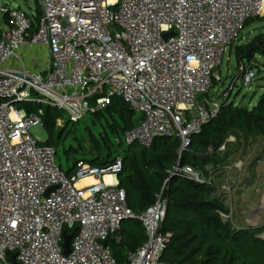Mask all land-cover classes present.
Masks as SVG:
<instances>
[{
    "label": "built area",
    "instance_id": "built-area-1",
    "mask_svg": "<svg viewBox=\"0 0 264 264\" xmlns=\"http://www.w3.org/2000/svg\"><path fill=\"white\" fill-rule=\"evenodd\" d=\"M40 1L35 33L27 12L1 8L10 23L1 26L0 38V264H118L110 241L104 242L109 236L120 242L128 219L142 222L147 239L125 264H167L162 256L172 234L161 229L167 199L159 194L147 210L131 209L119 186L121 155L105 165L81 158L68 175L56 148L32 132L43 128L44 109L18 105L56 107L77 123L121 97L143 118L116 143L149 148L158 137H178L181 159L193 136L218 115L221 100L206 94L222 80L218 68L247 21L264 14V0ZM35 44L48 48L44 71L26 65L20 54ZM241 70L251 83L255 68L242 64ZM171 173L212 180L180 162ZM84 178L94 181L78 185ZM65 232L75 233L68 254Z\"/></svg>",
    "mask_w": 264,
    "mask_h": 264
},
{
    "label": "trees",
    "instance_id": "trees-1",
    "mask_svg": "<svg viewBox=\"0 0 264 264\" xmlns=\"http://www.w3.org/2000/svg\"><path fill=\"white\" fill-rule=\"evenodd\" d=\"M29 16L33 22L31 33H35L42 16L39 0H35L34 13ZM253 19L248 20L245 26ZM260 20L264 22V16ZM7 23H10L8 14ZM1 35L0 27V38ZM258 54L264 55V32L251 42L238 46V66L252 62ZM209 93L206 94L208 98ZM18 106L30 112L40 107L44 109L43 128L48 136L45 143L55 147L58 153L67 137L66 127L57 126L63 112L56 107L32 102ZM91 115L100 122L108 137L103 136L102 148L95 149L91 159L79 157L83 152L81 147L73 145L67 148V160L73 158L74 161L65 171L72 174L81 158L95 165H105L121 155L123 167L118 173L119 186L126 191L131 209L136 213L147 210L159 194L168 201L161 229L172 235L164 250L163 261L167 264H264V237L261 236L264 226L236 227L225 220L221 212L228 214L230 209L217 196L213 183L216 172L225 168L232 156V146L264 138V92L252 107L237 106L223 99L218 115L204 125L201 133L193 136L190 148L181 159L178 137H158L149 148L139 143L131 146L116 143V137L136 127L143 118L121 97H114L105 109ZM80 122L66 121L70 125ZM214 141L219 144L216 150L213 149ZM222 145L226 146V151L219 150ZM179 162L194 166L207 178L212 177L211 183L172 175ZM119 234L121 241L114 239L109 245L117 263L125 264L129 253L141 246L147 236L145 227L137 219L125 220Z\"/></svg>",
    "mask_w": 264,
    "mask_h": 264
},
{
    "label": "rangeland",
    "instance_id": "rangeland-1",
    "mask_svg": "<svg viewBox=\"0 0 264 264\" xmlns=\"http://www.w3.org/2000/svg\"><path fill=\"white\" fill-rule=\"evenodd\" d=\"M40 5L41 1L39 0ZM19 8L28 14L35 10V0H0V26L7 24V13L1 8ZM264 14L255 17L251 23L241 31L239 39L229 48L224 56L223 64L217 73L222 80L209 93V100L227 99L237 106L252 107L264 92V55H256L252 62H246L247 68L253 67L256 76L253 81L246 84L242 79L241 66H238L236 51L239 45L251 42L256 36L264 32V22L260 20ZM48 50V49H47ZM140 114V113H139ZM60 127H66L65 142L59 147L56 161L67 170L74 159L67 160V148L81 147L82 155L79 157L93 158L94 150L103 146V136L108 137L99 121L89 115L76 125L66 123L64 114ZM72 130V132H71ZM32 132L41 141H46L48 136L44 128L36 125ZM234 140V138H231ZM233 154L225 168L219 169L213 183L217 196L222 199L230 212L226 219L236 227H263L264 226V138L250 141L247 144L232 146ZM226 151V149L224 150ZM212 168V167H208ZM264 237V232L261 234Z\"/></svg>",
    "mask_w": 264,
    "mask_h": 264
},
{
    "label": "crops",
    "instance_id": "crops-1",
    "mask_svg": "<svg viewBox=\"0 0 264 264\" xmlns=\"http://www.w3.org/2000/svg\"><path fill=\"white\" fill-rule=\"evenodd\" d=\"M47 49V46L44 44H35L34 46H25L21 48L20 54L23 56L24 63L26 65L35 70L44 71L47 69L50 61L49 51ZM10 64L17 67H20L22 65V63L18 60H12ZM107 180H111V177L108 176ZM80 182L78 183V185H84Z\"/></svg>",
    "mask_w": 264,
    "mask_h": 264
},
{
    "label": "water",
    "instance_id": "water-1",
    "mask_svg": "<svg viewBox=\"0 0 264 264\" xmlns=\"http://www.w3.org/2000/svg\"><path fill=\"white\" fill-rule=\"evenodd\" d=\"M171 35H172V33H168L165 35V37L168 38ZM218 146H219L218 142L214 141L213 142V149L214 150L218 149ZM74 234H75L74 232H71V233L65 232V234H64L63 247H64L65 254H68L71 251V241H72ZM111 240H112V237L109 236L108 239L104 242V244H107ZM15 264H19V263L15 261Z\"/></svg>",
    "mask_w": 264,
    "mask_h": 264
},
{
    "label": "bare ground",
    "instance_id": "bare-ground-1",
    "mask_svg": "<svg viewBox=\"0 0 264 264\" xmlns=\"http://www.w3.org/2000/svg\"><path fill=\"white\" fill-rule=\"evenodd\" d=\"M93 181H94L93 178H84V179H82V181L80 183L85 185V184H89Z\"/></svg>",
    "mask_w": 264,
    "mask_h": 264
}]
</instances>
